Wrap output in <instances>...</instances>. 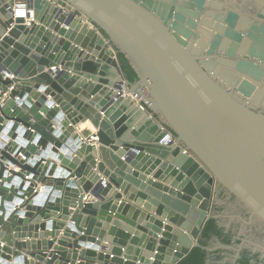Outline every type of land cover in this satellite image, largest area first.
<instances>
[{
	"label": "water",
	"instance_id": "obj_1",
	"mask_svg": "<svg viewBox=\"0 0 264 264\" xmlns=\"http://www.w3.org/2000/svg\"><path fill=\"white\" fill-rule=\"evenodd\" d=\"M16 1L0 0V264H179L213 251L222 189L227 214L264 223V0H23L30 21Z\"/></svg>",
	"mask_w": 264,
	"mask_h": 264
},
{
	"label": "flooded vegetation",
	"instance_id": "obj_2",
	"mask_svg": "<svg viewBox=\"0 0 264 264\" xmlns=\"http://www.w3.org/2000/svg\"><path fill=\"white\" fill-rule=\"evenodd\" d=\"M243 8L247 11H255L252 4H247ZM222 190L219 191V203L213 213L218 216V226L222 229L223 235L229 237L230 243H223L215 235L206 241V246L213 249L209 252L208 263L239 264L242 258L247 257L250 259V264H264V223L257 217L251 220L247 208L227 214L224 206L221 205V201L225 198ZM222 245L230 248H222Z\"/></svg>",
	"mask_w": 264,
	"mask_h": 264
},
{
	"label": "trees",
	"instance_id": "obj_3",
	"mask_svg": "<svg viewBox=\"0 0 264 264\" xmlns=\"http://www.w3.org/2000/svg\"><path fill=\"white\" fill-rule=\"evenodd\" d=\"M117 56L120 61V65L125 77L131 83H136L138 81V74L131 61L121 51L117 52ZM141 103L145 106V108H147L144 102ZM214 235L220 238L223 243H230L229 237L224 236L222 233V229L219 228L217 219H211L206 224L201 240L202 246H206V241L210 240ZM209 257H210L209 252H207L201 247H197L194 248L190 252V254L187 257H185L179 264H209L208 263ZM239 264H250V259L247 257L242 258L239 261Z\"/></svg>",
	"mask_w": 264,
	"mask_h": 264
},
{
	"label": "built area",
	"instance_id": "obj_4",
	"mask_svg": "<svg viewBox=\"0 0 264 264\" xmlns=\"http://www.w3.org/2000/svg\"><path fill=\"white\" fill-rule=\"evenodd\" d=\"M16 7H17L18 9H21V10L24 9V11H25L24 17L27 19V21H30V20L28 19V17H27V14L30 13V12L27 10L24 1H23V0H17V1H16ZM5 77H11V78H13L12 76L7 75V74H5ZM10 89H11V88H10ZM124 93H126L127 95H129L128 92H127V90H125ZM133 98H134V99H137V97L134 96V95H133ZM140 108H141L142 110H146L145 106H144L142 103H140ZM96 139H97L96 137H91V138L88 140V142L96 141Z\"/></svg>",
	"mask_w": 264,
	"mask_h": 264
},
{
	"label": "crops",
	"instance_id": "obj_5",
	"mask_svg": "<svg viewBox=\"0 0 264 264\" xmlns=\"http://www.w3.org/2000/svg\"><path fill=\"white\" fill-rule=\"evenodd\" d=\"M62 27H64V26H62ZM81 124H82V126L85 125V124H90L91 127L85 125V127L79 129ZM81 124L78 125V130H79V132H81L83 134L84 137L88 138L89 136H91L95 132V130L93 129V126H92V124L90 123L89 120H87V121H85V122H83ZM69 223H71V220H69L66 223V226H68ZM138 264H140V262H138Z\"/></svg>",
	"mask_w": 264,
	"mask_h": 264
},
{
	"label": "bare ground",
	"instance_id": "obj_6",
	"mask_svg": "<svg viewBox=\"0 0 264 264\" xmlns=\"http://www.w3.org/2000/svg\"><path fill=\"white\" fill-rule=\"evenodd\" d=\"M20 10H21V9H20ZM85 125H86V126H90V124H85ZM85 125L82 126V124H81L80 127H79V129L85 127ZM90 127H91V126H90ZM93 129H94V127H93ZM94 130H95V129H94Z\"/></svg>",
	"mask_w": 264,
	"mask_h": 264
},
{
	"label": "rangeland",
	"instance_id": "obj_7",
	"mask_svg": "<svg viewBox=\"0 0 264 264\" xmlns=\"http://www.w3.org/2000/svg\"><path fill=\"white\" fill-rule=\"evenodd\" d=\"M216 205V204H215ZM215 205H214V208H215ZM214 210V209H213Z\"/></svg>",
	"mask_w": 264,
	"mask_h": 264
}]
</instances>
